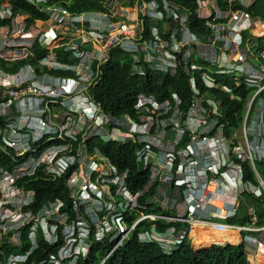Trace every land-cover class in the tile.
Instances as JSON below:
<instances>
[{"label":"built area","instance_id":"obj_1","mask_svg":"<svg viewBox=\"0 0 264 264\" xmlns=\"http://www.w3.org/2000/svg\"><path fill=\"white\" fill-rule=\"evenodd\" d=\"M24 1L50 17L31 23L30 12L0 0V20L6 21L0 25V151L15 163L7 168L0 157L3 264H26L39 248L41 232L56 245L59 226L65 244L38 264H78L80 256L92 252L94 244L87 239L93 227L95 241L116 242L112 255L152 220L173 226L165 231L155 226L140 239L160 244L167 254L182 237L191 242L197 222L238 228L241 242L263 252L264 226L258 224L256 206L248 205L244 226L216 221L239 216L245 194L264 198V20L247 9L257 0H226L225 9L220 0H198V18L212 34L194 31L193 12L167 0L130 5L110 0L103 11L85 12H73L64 0ZM236 2L243 7L233 8ZM116 50L132 57L131 73L137 76L148 71L176 74L182 60L186 69L204 71L208 87H215L217 78L199 62L217 65L214 75L238 74L242 83L236 86L247 89L243 98L233 88L221 87L232 99L244 101L243 118L228 132L219 99L201 92L195 73L194 100L186 109L177 93L159 99L141 92L134 114L115 116L95 92ZM22 61L26 63L19 70H11ZM98 139L139 145L141 170L151 172L143 190L130 192L128 171L119 172L96 145ZM69 171L75 218L68 221V213L62 221L61 199L34 210L36 192L21 181L53 180ZM154 186V199L171 213L143 211L128 224L129 210L140 207L138 197ZM23 234L30 243L26 254L6 257V245L24 247Z\"/></svg>","mask_w":264,"mask_h":264},{"label":"trees","instance_id":"obj_2","mask_svg":"<svg viewBox=\"0 0 264 264\" xmlns=\"http://www.w3.org/2000/svg\"><path fill=\"white\" fill-rule=\"evenodd\" d=\"M18 10H26L32 16L29 21L33 23L37 17H44L48 19L50 16L46 15L32 4L24 0H10ZM110 0H64L73 12L85 11H103L104 3ZM114 1V0H112ZM125 5L133 4L136 0H120ZM170 4L184 7L185 9L193 12L192 29L198 33L212 34L211 29L206 25V21L198 18L197 8L198 0H167ZM228 2L220 0V5L224 9ZM243 7L239 2L234 4L235 9ZM253 15L259 16L264 20V0H257L252 6L247 8ZM6 23L5 20H0V25ZM150 27V26H147ZM253 34V32H250ZM60 51V50H59ZM26 61L15 63L13 69L19 70L20 66L25 64ZM205 67L207 65L208 73L217 78L218 84L215 87H208L203 80L202 74L204 71H191L186 69L184 61L180 62L178 72L171 74L170 72H157L148 71L145 75L137 76L131 73L132 57L124 51L116 50L113 52L111 60L104 66V78L95 92L96 100L101 103L104 109L113 113L115 116L123 114H134V104L139 93H151L157 98L163 99L172 97L173 93H177L182 99V108L186 109L189 104L194 100V90L192 84V77L195 73L197 77V84L201 92L214 94L219 99L220 108L223 111V120L226 122V130L230 132L233 127L238 126V122L243 118L241 115L244 108V101L232 99L229 92L221 87V84L227 85L234 89V93L242 98L247 93L246 87L242 85L237 87L236 83L230 84L227 76L213 74V71L218 70L217 65L199 62ZM188 67V66H187ZM208 94V95H209ZM239 113V115L237 114ZM243 114V113H242ZM96 145L101 148L102 152L108 156L111 163L117 167L119 172L128 171L127 186L131 193L137 194L143 190L151 178V172L141 170L138 163L137 151L139 145L132 141H127L120 144L118 141L105 143L103 140H96ZM0 157L3 160V165L11 168L13 159L4 156L0 151ZM15 164V163H14ZM71 171L64 174V176L56 179H37L31 180L23 179L20 183L26 190L34 189L36 192V200L33 204V209L40 208L43 204H48L56 199H61L63 202L62 211H69V221L75 218L73 198L70 197V188L67 185L68 176ZM39 177H44L43 174L38 172ZM158 194V186H154L145 194H141L138 199L140 207L135 210H129L127 213L128 224H134L137 215L143 211L146 213H171L155 197ZM248 205H254L258 209V224L264 226V198H257L254 195L245 194L243 197L240 214L236 218H230L226 224L234 227L244 226L247 224L248 217L245 212ZM159 227L160 230H166L173 224H167L165 220H152L146 221L141 225L131 236L129 242L125 247H121L112 255L110 253L116 246V242H111L109 239L105 242L95 241L96 229L92 230L91 237L88 241L94 244L92 252L86 257L80 256L78 264H101L109 255L106 264H247L248 257L250 264H264V251L259 252L258 256L255 255L256 250L247 246L241 241V232H232L226 228L203 227L200 225L195 226L197 231L195 234V246L187 242L186 236L182 237L178 246L172 253L167 254L158 243H144L141 241L140 236L145 231H151L153 227ZM63 226H59L60 242L56 245L49 243L44 239L43 234L39 235L37 242L39 248L35 250L28 258L26 264H38L42 261H48L51 254L57 255L59 249L65 244L62 236ZM26 233V231L24 232ZM226 233V234H225ZM27 234H23L24 247L19 248L14 245L5 246V256L10 254H26L30 247ZM228 235L229 238L226 236ZM192 242V241H191ZM193 243V242H192ZM230 244V245H222ZM198 245V246H197ZM200 253L196 250L209 249ZM194 247V248H193ZM198 248V249H197ZM5 257L0 258V264H3ZM47 264V263H45Z\"/></svg>","mask_w":264,"mask_h":264},{"label":"rangeland","instance_id":"obj_3","mask_svg":"<svg viewBox=\"0 0 264 264\" xmlns=\"http://www.w3.org/2000/svg\"><path fill=\"white\" fill-rule=\"evenodd\" d=\"M3 2H8V0H2ZM253 2H254V0H253ZM165 24V23H164ZM166 25V24H165ZM59 74H61V75H63L62 73H59ZM227 78H228V81H229V83L230 84H232V83H237V84H240V83H242V81H241V79H240V77H239V75L237 74V75H230V76H227ZM254 180H256L255 178H254ZM69 198H73V197H69ZM157 199H159L160 200V197H158ZM161 200L162 201H164L163 200V198H161ZM60 201H62V200H60ZM62 204V203H61ZM61 213H63V215L64 214H68L69 213V211L67 212L66 210H61ZM61 215V218H62V221H65L66 220V215ZM74 215H75V210H74ZM68 221H69V219H68ZM216 221H219V222H222V224H226V221H221V220H216ZM196 232L197 231H194V232H192L191 233V236H189V239H191V240H194V242H195V234H196ZM226 234V233H225ZM228 238H229V236L228 235H226ZM39 237V236H38ZM241 241H239V243H240ZM189 243H191V242H189ZM193 245V244H192ZM222 245H230V244H222ZM198 246V245H197ZM214 246H221V245H213L212 247H210L209 249H203V250H196L195 249V251L197 252V253H200V252H202V251H205V250H210L211 248H213ZM194 248V247H193ZM198 249V248H197ZM88 252H90V251H88ZM258 254H259V251H256V254L254 255V256H258ZM251 256V255H250ZM254 256H251V257H254ZM247 264H250V259H249V257H248V261H247Z\"/></svg>","mask_w":264,"mask_h":264},{"label":"bare ground","instance_id":"obj_4","mask_svg":"<svg viewBox=\"0 0 264 264\" xmlns=\"http://www.w3.org/2000/svg\"><path fill=\"white\" fill-rule=\"evenodd\" d=\"M263 31V29L262 28H259V33H261ZM250 32H253V31H250ZM220 205V204H219ZM196 225H200V226H203L202 224H201V222H197V224ZM195 225V226H196ZM195 226L193 227V230L191 231V233L192 232H194V230H195ZM203 227H214V228H226V229H228V230H231L232 232H241V230L240 229H230V228H228L227 226H223V225H206V226H203ZM189 236H191V234H189ZM189 241H192L193 242V244H194V246H195V242H194V240H191V239H189ZM196 247V246H195Z\"/></svg>","mask_w":264,"mask_h":264},{"label":"water","instance_id":"obj_5","mask_svg":"<svg viewBox=\"0 0 264 264\" xmlns=\"http://www.w3.org/2000/svg\"><path fill=\"white\" fill-rule=\"evenodd\" d=\"M120 144L122 145L123 143H122V142H120Z\"/></svg>","mask_w":264,"mask_h":264},{"label":"crops","instance_id":"obj_6","mask_svg":"<svg viewBox=\"0 0 264 264\" xmlns=\"http://www.w3.org/2000/svg\"><path fill=\"white\" fill-rule=\"evenodd\" d=\"M251 256H254V255H251Z\"/></svg>","mask_w":264,"mask_h":264},{"label":"clouds","instance_id":"obj_7","mask_svg":"<svg viewBox=\"0 0 264 264\" xmlns=\"http://www.w3.org/2000/svg\"><path fill=\"white\" fill-rule=\"evenodd\" d=\"M250 256V255H249Z\"/></svg>","mask_w":264,"mask_h":264}]
</instances>
